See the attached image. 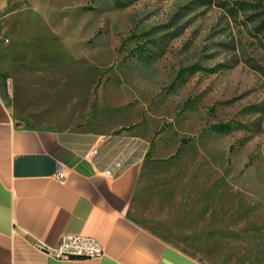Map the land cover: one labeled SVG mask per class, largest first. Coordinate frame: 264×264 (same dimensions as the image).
I'll list each match as a JSON object with an SVG mask.
<instances>
[{
  "label": "rangeland",
  "instance_id": "374dc122",
  "mask_svg": "<svg viewBox=\"0 0 264 264\" xmlns=\"http://www.w3.org/2000/svg\"><path fill=\"white\" fill-rule=\"evenodd\" d=\"M5 15L10 105H45L4 84L21 68L38 100L93 84L85 116L150 141L132 216L202 264H264V0H12Z\"/></svg>",
  "mask_w": 264,
  "mask_h": 264
},
{
  "label": "crops",
  "instance_id": "0c3cea01",
  "mask_svg": "<svg viewBox=\"0 0 264 264\" xmlns=\"http://www.w3.org/2000/svg\"><path fill=\"white\" fill-rule=\"evenodd\" d=\"M11 2L0 0V29ZM21 69L30 75L33 68ZM29 75L4 84L16 98L22 92L45 104L39 114H22L0 91V264H202L131 214L150 151L145 133L102 129L95 113L85 116L93 84L57 95L45 86L52 97L38 100ZM63 235L96 239L102 256L58 259L38 246L53 247Z\"/></svg>",
  "mask_w": 264,
  "mask_h": 264
},
{
  "label": "built area",
  "instance_id": "2783aa9c",
  "mask_svg": "<svg viewBox=\"0 0 264 264\" xmlns=\"http://www.w3.org/2000/svg\"><path fill=\"white\" fill-rule=\"evenodd\" d=\"M38 246L58 259L97 258L103 254L101 244L86 236L63 235L53 247L44 244Z\"/></svg>",
  "mask_w": 264,
  "mask_h": 264
}]
</instances>
